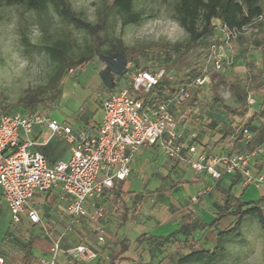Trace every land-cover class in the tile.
<instances>
[{"label": "built area", "instance_id": "2783aa9c", "mask_svg": "<svg viewBox=\"0 0 264 264\" xmlns=\"http://www.w3.org/2000/svg\"><path fill=\"white\" fill-rule=\"evenodd\" d=\"M261 22L262 16L240 28H227L216 22L215 30L220 35L207 49L201 76L176 94L156 99L152 104L146 103L141 96L152 92L162 78V72L131 73L128 87L119 86L102 100L101 118L96 126L74 131L70 125L59 123L49 113L39 110L0 112V221L3 209H6L12 224H19L25 217L29 224L43 231L50 243V258L40 260L39 264H55L61 238L53 237L47 231L40 212L32 204L34 197L59 190L67 199L65 214L71 223L87 217L88 206L94 207L91 219L101 220L104 209L95 201L127 179L131 164L144 148L156 147L164 157L186 162L196 174L208 175L215 181L222 175H237L243 186H255L264 195V176L254 169L255 162L264 157V149L255 147L239 154L209 155L193 142L197 138L196 132L190 133L187 142L183 141L184 130L198 120L194 117L200 97L182 108L192 92L199 93L209 85L212 74H222L233 68V43L257 33L256 26ZM72 72V69L68 71L69 74ZM258 99L255 93L248 92V113ZM38 127L48 131L41 142L31 138ZM243 137L250 140L251 135L244 132ZM53 138H60L69 145L71 156L67 161L50 164L39 152L32 150ZM262 217L264 219V207ZM96 232L98 242L102 243L103 229L97 227ZM65 254L77 263L97 258L96 252L84 245L70 248ZM0 264H4L1 257Z\"/></svg>", "mask_w": 264, "mask_h": 264}, {"label": "crops", "instance_id": "0c3cea01", "mask_svg": "<svg viewBox=\"0 0 264 264\" xmlns=\"http://www.w3.org/2000/svg\"><path fill=\"white\" fill-rule=\"evenodd\" d=\"M115 88L105 87L106 93L102 98L90 93L83 95L78 90L73 98H69V93L62 92L59 104L61 109L59 112H49V115L59 123L70 125L74 131L96 126L101 118V102L115 92ZM69 105L77 110L76 113H69ZM200 106L198 116L202 124L215 121L219 123L216 130H220L224 116L215 114V109L209 104ZM256 106L247 113L246 118L255 112ZM175 116L178 119V115ZM197 126L193 123L184 130L183 141L187 142L190 133L195 132ZM47 132L45 127H38L31 138L35 142H41ZM201 137L198 149L209 155L242 153L244 143L248 141L243 137V148L238 143L230 145L229 139L215 146L219 137L217 132L202 130ZM32 150L39 152L50 164L67 161L71 156L69 145L60 138H53L47 144L35 146ZM258 165H262L263 170L260 171ZM254 169L257 174L264 176V157L255 162ZM253 187L255 194L245 199L248 187L243 186L237 175H222L219 180L213 181L208 175L193 172L188 163L172 161L164 157L156 147H151L142 149L136 155L125 181L117 183L113 190L105 191L95 201L97 206L104 209V218L101 220L91 219L94 207L88 206V216L78 223H71L65 214L67 199L59 190L36 195L32 204L40 212L49 234L61 238L55 264H108V254L117 249L121 242L127 243L128 249L115 264H175V257L162 260L166 250L170 249V255L174 256L171 248L176 252L177 245L162 246L160 243L147 241L138 243L137 238H166L179 230L180 222L187 213L192 215L193 223L208 226L215 220L225 193L240 198L245 203L257 202L261 198L260 191ZM50 202L53 203L52 207L49 206ZM260 206L263 208L264 203ZM5 212L8 216L4 219ZM232 223L231 217L213 223L208 230L209 239L198 232L195 236L199 242L196 249L212 247V237ZM68 224H72V227H68ZM97 227H101L105 234L102 243L97 239ZM176 238L181 240L182 236L178 235ZM28 239L34 242L31 247L33 259L25 264H39L40 260H49L50 243L43 231L38 226L29 224L25 217L19 224H12L8 211L3 209L0 221V257L4 264H23L21 259ZM79 245L95 251L97 258L87 263L74 262L65 251Z\"/></svg>", "mask_w": 264, "mask_h": 264}, {"label": "trees", "instance_id": "16d2710c", "mask_svg": "<svg viewBox=\"0 0 264 264\" xmlns=\"http://www.w3.org/2000/svg\"><path fill=\"white\" fill-rule=\"evenodd\" d=\"M163 1L167 2L168 0ZM176 1L175 20L187 33V41L183 44L172 46L167 43L159 45L151 43L137 48L124 46L120 39L113 40L108 38L106 16H101L95 24H91L71 9L68 0H0V4L6 7H21L26 11L38 13L46 12L50 6L62 22L85 32L91 39V44L87 48L86 59L96 56L102 62L104 69L101 71L100 76L102 83L107 88H115L116 84L121 82V87H128L129 75L131 73L135 71H149L145 66H141L140 62V58L148 54L159 57L164 51L166 54L172 51L175 63L192 50H202V55L197 58L195 67L191 68L179 83H175L173 79L162 76L151 93L141 96L148 104H152L156 99L161 100L176 94L180 89L187 87V85L201 76L206 64L207 49L220 35L215 30L214 24L216 22L227 28H240L249 24L254 18L262 16L263 22L256 26L258 28L257 33H252L247 38L236 41L240 45H248L258 50L260 52V62L257 64L254 73H250V66L246 65L249 73L245 76L244 86L238 82L228 84L229 91L237 102V107L220 106L221 111L217 115L224 116L221 123L222 128L216 130L219 123L211 121L209 124L204 125L199 119L198 114L201 107L202 91L199 93L192 92L190 99L182 106V108H185L200 97L195 113L196 117H194L198 119L194 122L195 125H198L197 128L195 127L197 138L193 140L197 145L202 138L201 131L205 132L208 130L217 132L219 136L215 146L224 143L228 139L229 142L236 144V142L243 139V133L248 132L251 134V138L244 143L243 152L255 147H262L264 144V92L257 102L255 112L246 118L248 113L246 100L249 89L262 86L264 91V6L261 4V0ZM104 2H107L108 7L115 12L122 27L137 25L143 19L142 13L134 10V0H104ZM45 51L57 63L56 71L51 80L42 88L26 90L24 96L15 104L16 106L5 104L0 97V112L6 114L15 112L27 113L35 110L46 113L50 112L47 109L52 107L62 95L63 88L61 81L66 73L65 69L68 67V56L65 48L48 47L45 48ZM234 61H236V55H234ZM130 63L133 64L134 69H132ZM128 64H130V68H127ZM211 106L215 107L212 104ZM263 200L264 198H260L257 202L245 203L240 198H235L229 193H225L222 204L218 206L216 218L210 225L205 226L193 223L192 215L187 213L182 218L177 232L166 238L159 239L151 236H141L136 241L138 243L145 241L157 242L162 246L177 245L175 255L170 256L169 254L162 262L175 257V264H218L227 257L226 252L230 246L238 243L245 219L256 220L264 236V219L262 217V207L260 206ZM229 217L233 219V223L228 228L217 231L212 237V247L196 249L199 242L196 241L195 236L198 232H201L203 236L209 239L208 230H210L212 224L219 220H226ZM178 235L182 236L181 240H177L176 236ZM33 243L32 239L26 241L24 254L21 259L23 264L33 259L31 255ZM127 249V243H119V247L108 254V264H115L119 261V257Z\"/></svg>", "mask_w": 264, "mask_h": 264}, {"label": "rangeland", "instance_id": "374dc122", "mask_svg": "<svg viewBox=\"0 0 264 264\" xmlns=\"http://www.w3.org/2000/svg\"><path fill=\"white\" fill-rule=\"evenodd\" d=\"M68 2L75 13L91 24H95L101 16H106L108 38L120 39L126 47L137 48L151 43L158 45L167 43L172 46L183 44L188 38L187 33L175 20L176 0L167 2L134 0V10L141 12L143 19L137 25L124 27L121 26L119 18L104 0H68ZM261 4L264 6V0H261ZM3 37L8 39L11 49L8 55H0V97L5 104L15 105L24 96L26 90L42 88L51 80L57 63L45 51L48 47L66 49L68 67L65 69L66 73L61 85L62 92L69 93V98L75 96L76 90L83 95L95 94L98 98H102L106 93L100 76L104 65L96 56L86 59L87 48L91 44L90 37L85 32L62 22L50 6L46 12L38 13L26 11L21 7H6L0 4V38ZM232 51L236 55V64L233 68L222 74H212L211 82L202 90L201 105H214L215 114L221 111L220 106L222 105L237 107V102L230 93L228 84L238 82L244 86L245 76L249 73L246 65L250 66V73H254L260 62V52L248 45L233 43ZM201 55L202 50H192L174 63V53L170 51L166 54L164 51L159 57L151 54L141 57L140 62L141 66H145L149 71L162 72V76L179 83L189 70L195 67L197 58ZM22 61H27V63L23 68H19L18 65ZM130 64L134 69L133 64ZM70 69L73 71L71 74L68 73ZM120 84L122 85V82L116 85ZM249 92L255 93L260 99L264 91L261 86L250 88ZM13 94L18 96L15 102L9 99V96ZM60 99L61 97L47 110L59 112ZM67 109L71 114L77 111L71 105ZM242 142L243 139L236 143L243 148ZM233 144L230 142V145ZM262 147L264 149V144ZM258 166L260 171L263 170L262 165ZM52 194L49 193V195ZM254 194V187L249 186L244 198L247 199ZM260 195L264 198V195L261 193ZM263 203L264 200L261 205ZM49 206L52 207L53 203L50 202ZM7 216L5 212L3 218ZM67 226L71 228L72 224ZM171 250L175 255L172 248ZM170 252V249L166 250L164 258ZM226 253L227 257L218 264H264V236L256 220L247 218L243 221L241 238L238 243L232 244Z\"/></svg>", "mask_w": 264, "mask_h": 264}, {"label": "clouds", "instance_id": "9594fccd", "mask_svg": "<svg viewBox=\"0 0 264 264\" xmlns=\"http://www.w3.org/2000/svg\"><path fill=\"white\" fill-rule=\"evenodd\" d=\"M11 51L10 47H9V41L6 37H3V38H0V55H8L9 52ZM27 63V61H22L18 67L19 68H23L24 65ZM18 98L17 95L13 94V95H10L9 96V99L12 101V102H15V100Z\"/></svg>", "mask_w": 264, "mask_h": 264}]
</instances>
